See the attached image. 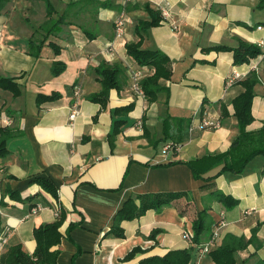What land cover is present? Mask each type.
<instances>
[{"label":"crops","instance_id":"obj_1","mask_svg":"<svg viewBox=\"0 0 264 264\" xmlns=\"http://www.w3.org/2000/svg\"><path fill=\"white\" fill-rule=\"evenodd\" d=\"M258 4L259 0H9L0 13V78L14 79L19 94L14 97L0 89V129L11 134L7 153L0 157V256L17 244L33 253V230L54 222L64 211L61 240L51 249L58 251L57 264H138L182 249L191 250L190 264H213L208 253L226 235L251 239L236 253V264L264 262V156L253 158L239 175L216 176L219 168L214 169L205 177L207 182L195 181L183 164L227 151L238 136L231 101L242 89L237 81L225 87L233 71L241 75L238 80L252 71L257 74L253 122L247 130L264 127V9ZM47 5L52 11L48 16ZM145 7L160 13L161 22L139 39L135 29L150 20ZM120 13L124 31L116 38L113 23ZM239 39L257 45L261 55L248 64L233 65L230 52H203L214 46L235 48ZM30 40L43 42L36 58ZM139 40L141 50L161 51L171 62V78L159 80L164 90L149 104L131 87L130 71H140L142 80L153 74L127 55L126 45ZM55 62L65 65L56 77L51 73ZM102 63L121 70L120 89L109 91L105 107L88 100L101 90L95 70ZM52 94L60 98L36 103L38 95ZM219 103L228 111L222 120ZM130 104L128 114H114ZM74 109L78 115L71 121ZM116 121L124 125L111 136ZM204 121L213 126L200 129ZM166 145L178 150L164 155ZM35 178L50 181L58 199L31 183ZM210 190L231 196L238 205L225 210L217 202H206L212 221L217 226L222 220L224 226L201 254L216 226L198 246L184 233L192 234V221L207 208L202 197ZM177 192L192 198L190 210L182 216L185 199L122 222L124 239L109 233L115 214L129 198ZM33 207L38 211L30 214ZM74 222L80 226H71ZM134 248L144 252L125 260Z\"/></svg>","mask_w":264,"mask_h":264},{"label":"trees","instance_id":"obj_2","mask_svg":"<svg viewBox=\"0 0 264 264\" xmlns=\"http://www.w3.org/2000/svg\"><path fill=\"white\" fill-rule=\"evenodd\" d=\"M9 0H0V13ZM94 4L101 5L99 1ZM104 5V4H103ZM258 7L264 9V0H259ZM145 10L150 16L149 22H144L139 25L135 32L139 39L142 34H145L147 29L155 28L161 22V15L157 11L145 7ZM51 9L47 5V16L51 14ZM141 37V38H140ZM30 48L33 49V55L38 57L42 43H36L34 40L29 41ZM126 52L129 57L133 59L138 67H148L153 69V74L144 78L141 83V89L147 103L155 101L156 95L164 90L159 85V80H169L172 76L171 62L169 58L161 51H144L140 49V40L134 44L126 45ZM230 52L232 53L233 65L248 64L250 61L256 59L261 55V50L257 45L238 40V45L235 48L226 46H214L203 49V52ZM54 54H58L59 50L53 45ZM65 70V65L60 62L53 63L51 73L53 76L60 75ZM95 73L99 77L101 90L88 98L93 103L100 104L105 107L108 100L110 90L120 89V74L121 70L116 65H108L107 63L100 64ZM242 92L231 101L233 116L235 117L239 129V134L231 143L227 151L220 154H207L203 157L192 159L183 164L188 167L191 175L195 181H209L205 177L209 172L219 168L216 176L223 173H231L234 175L242 174L246 165L256 156H264V127L257 132H250L247 127L253 122L251 114V104L254 98V88L259 83L257 74L252 71L243 80H236ZM0 89L10 91L13 96H17L18 86L14 79L0 78ZM60 98L59 94H52L50 96L38 95L36 103L38 105L45 102L56 101ZM133 109L130 104L123 108H118L114 111L116 115H126ZM220 118L222 120L228 116L226 106L219 103ZM144 121V118L142 122ZM124 125V121H116L113 124V131L111 136L118 134L120 127ZM11 134L6 128L0 129V157L7 153L5 143L10 138ZM175 164L166 163L163 166ZM31 183H35L41 189L50 194L55 200L58 199L57 188L45 178H35ZM210 185H208L209 188ZM206 187V186H205ZM185 199L187 204L184 209L180 211L182 216L192 206V198L188 193H153L146 195H139L129 198L115 214L111 229L109 231L114 237L124 239V232L121 228V223L124 221H132L142 217L147 211L159 212L163 207L170 206L175 201ZM205 202H217L225 210H230L238 205V201L231 196L224 195L218 190H210L202 197ZM34 208V207H33ZM190 210V209H189ZM209 207L204 208L196 213L192 221V243L196 246L201 244L202 236L210 229L215 227V223L208 215ZM58 217L54 222L40 225L33 230V238L35 240V249L33 253L28 254L23 250L20 244L11 246L8 250L0 256V264H57V250H51L57 246L61 240L59 228L61 227L65 213L58 212ZM1 224V220H0ZM71 226H80V223H72ZM70 226V227H71ZM156 233V232H155ZM155 233L151 234L154 237ZM251 240V239H250ZM250 240H245L243 237H235L226 235L222 243L213 251L208 253L213 264H236V253L247 248ZM140 248L132 249L125 260L132 259L136 254L143 253ZM192 253L190 249L171 250L162 256H152L144 258L138 264H190ZM259 264H264L263 261Z\"/></svg>","mask_w":264,"mask_h":264},{"label":"built area","instance_id":"obj_3","mask_svg":"<svg viewBox=\"0 0 264 264\" xmlns=\"http://www.w3.org/2000/svg\"><path fill=\"white\" fill-rule=\"evenodd\" d=\"M125 2H128L129 0H124ZM162 13L164 15L167 14V11L165 9H163ZM124 23H125V17H124V14L123 13H120L114 20V23H113V26H114V32H115V37L116 38H119L121 37V35L123 34V31H124ZM258 30L262 29L261 27H258L257 28ZM259 46H261V44H259ZM130 78H131V87L133 89V91L135 93H137L138 95L140 96H143V92H142V89L140 87V81L142 80L143 78V74L140 72V71H135V70H132L130 71ZM241 78V75L235 71H233L231 73V75L229 77H227L226 81H225V87H230L236 80L240 79ZM75 94L77 95V89H75ZM78 115V111L76 109H74L71 113V115L69 116V119L71 121H73L76 116ZM213 124L210 123V122H202V124L199 126L200 129H203L205 127H212ZM178 148L176 146H173V145H166L164 148H163V154L165 155L168 151H177ZM0 177H1V170H0ZM38 211V208L35 207V208H32L30 210V214H35L36 212ZM224 226V223L221 221L218 222L214 232L212 233L209 241L203 245L201 248H200V252L201 254H205L208 249H207V245L208 244H213L217 238H218V228L220 227H223ZM184 237L187 241L191 242L192 243V234H189V233H184Z\"/></svg>","mask_w":264,"mask_h":264},{"label":"rangeland","instance_id":"obj_4","mask_svg":"<svg viewBox=\"0 0 264 264\" xmlns=\"http://www.w3.org/2000/svg\"><path fill=\"white\" fill-rule=\"evenodd\" d=\"M53 3H55V0H51ZM260 156H262V155H260Z\"/></svg>","mask_w":264,"mask_h":264}]
</instances>
